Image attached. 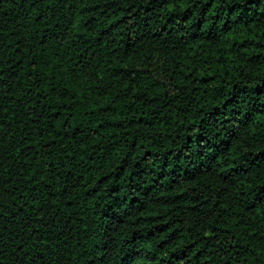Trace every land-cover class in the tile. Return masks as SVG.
Masks as SVG:
<instances>
[{
    "label": "trees",
    "instance_id": "16d2710c",
    "mask_svg": "<svg viewBox=\"0 0 264 264\" xmlns=\"http://www.w3.org/2000/svg\"><path fill=\"white\" fill-rule=\"evenodd\" d=\"M0 264H264V0H0Z\"/></svg>",
    "mask_w": 264,
    "mask_h": 264
}]
</instances>
